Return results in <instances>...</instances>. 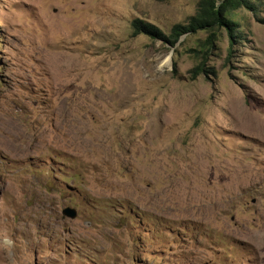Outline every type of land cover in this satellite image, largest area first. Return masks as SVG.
<instances>
[{
	"label": "rangeland",
	"instance_id": "obj_1",
	"mask_svg": "<svg viewBox=\"0 0 264 264\" xmlns=\"http://www.w3.org/2000/svg\"><path fill=\"white\" fill-rule=\"evenodd\" d=\"M198 1L0 0V264H264V0L132 34Z\"/></svg>",
	"mask_w": 264,
	"mask_h": 264
},
{
	"label": "trees",
	"instance_id": "obj_2",
	"mask_svg": "<svg viewBox=\"0 0 264 264\" xmlns=\"http://www.w3.org/2000/svg\"><path fill=\"white\" fill-rule=\"evenodd\" d=\"M240 8L254 15L258 10L253 0H199L195 13L188 18L185 24L173 25L168 36L156 26L139 19L131 22L132 34H143L174 47L184 35L195 34L199 31L206 33L205 38L200 41L199 48L192 50L198 55L199 61L188 73L191 79L200 75L208 77V75H215V72L213 68L206 66L205 60L208 55H211L221 33L224 32L227 35L230 46L234 45L238 39H242L243 32L238 28L235 17V12ZM258 21L264 24V18H258Z\"/></svg>",
	"mask_w": 264,
	"mask_h": 264
},
{
	"label": "water",
	"instance_id": "obj_3",
	"mask_svg": "<svg viewBox=\"0 0 264 264\" xmlns=\"http://www.w3.org/2000/svg\"><path fill=\"white\" fill-rule=\"evenodd\" d=\"M62 217H68V218H75L76 217V210L74 208L65 207L61 211Z\"/></svg>",
	"mask_w": 264,
	"mask_h": 264
}]
</instances>
